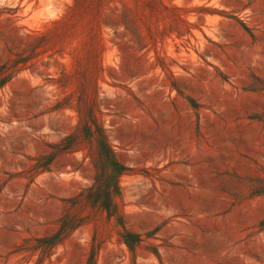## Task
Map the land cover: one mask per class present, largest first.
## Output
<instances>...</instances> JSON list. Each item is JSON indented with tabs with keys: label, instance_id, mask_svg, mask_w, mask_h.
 <instances>
[{
	"label": "rangeland",
	"instance_id": "rangeland-1",
	"mask_svg": "<svg viewBox=\"0 0 264 264\" xmlns=\"http://www.w3.org/2000/svg\"><path fill=\"white\" fill-rule=\"evenodd\" d=\"M0 264H264V0H0Z\"/></svg>",
	"mask_w": 264,
	"mask_h": 264
},
{
	"label": "trees",
	"instance_id": "trees-1",
	"mask_svg": "<svg viewBox=\"0 0 264 264\" xmlns=\"http://www.w3.org/2000/svg\"><path fill=\"white\" fill-rule=\"evenodd\" d=\"M103 149H105L103 151L107 155L108 154V151H106L105 146H103ZM110 165H111L112 169L114 170L115 174H121L122 173L123 168L117 162L111 161ZM104 207L109 210V206H105L104 205ZM137 242H139V240H137ZM130 248H132V245H130Z\"/></svg>",
	"mask_w": 264,
	"mask_h": 264
}]
</instances>
